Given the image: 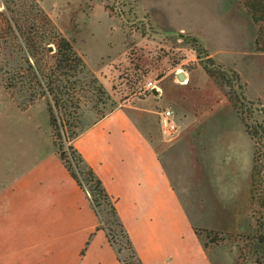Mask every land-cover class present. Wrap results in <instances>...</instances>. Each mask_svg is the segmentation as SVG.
Wrapping results in <instances>:
<instances>
[{
  "label": "rangeland",
  "instance_id": "374dc122",
  "mask_svg": "<svg viewBox=\"0 0 264 264\" xmlns=\"http://www.w3.org/2000/svg\"><path fill=\"white\" fill-rule=\"evenodd\" d=\"M38 1L103 85L102 93L83 92L76 130L132 105L167 151L169 171L215 264H256L257 255L264 262L256 239L264 234V171L253 187L257 148L246 128L264 124V52L256 51L258 26L245 0ZM206 67L239 73L234 100ZM47 102L19 107L0 77L3 182L21 156L57 150ZM166 108L178 121L172 137L159 123ZM58 142L68 151L73 139Z\"/></svg>",
  "mask_w": 264,
  "mask_h": 264
},
{
  "label": "crops",
  "instance_id": "0c3cea01",
  "mask_svg": "<svg viewBox=\"0 0 264 264\" xmlns=\"http://www.w3.org/2000/svg\"><path fill=\"white\" fill-rule=\"evenodd\" d=\"M131 106L96 120L74 145L117 199L144 264H215L169 171L167 151ZM18 162L0 179V264H121L106 232H95L99 219L88 193L56 151Z\"/></svg>",
  "mask_w": 264,
  "mask_h": 264
},
{
  "label": "trees",
  "instance_id": "16d2710c",
  "mask_svg": "<svg viewBox=\"0 0 264 264\" xmlns=\"http://www.w3.org/2000/svg\"><path fill=\"white\" fill-rule=\"evenodd\" d=\"M0 3V77L3 87L23 109L44 97L48 98L56 151L71 176L89 195L99 219L95 232H106L121 264H144L120 218L117 199L107 191L102 179L74 145V140L84 131L76 130L84 97L82 94L84 91H90L93 95L102 93L103 85L84 56L75 49L73 42L65 36L38 0H0ZM244 4L258 26L256 51L264 52V0H245ZM206 69L211 76L230 87L229 98L234 100L232 84L239 82V73L223 68ZM246 128L255 139L257 148L253 165L255 187L256 177L264 171V163L261 164L260 160L264 157V124L251 126L246 123ZM57 138L67 142L73 139L68 151H65ZM261 203L264 206V196ZM105 213L113 226L105 224ZM256 239L259 244H264V234ZM125 250L128 255L124 254ZM255 262L264 264L258 255Z\"/></svg>",
  "mask_w": 264,
  "mask_h": 264
},
{
  "label": "built area",
  "instance_id": "2783aa9c",
  "mask_svg": "<svg viewBox=\"0 0 264 264\" xmlns=\"http://www.w3.org/2000/svg\"><path fill=\"white\" fill-rule=\"evenodd\" d=\"M149 85L150 88L155 86L152 82ZM159 123L164 136L172 137L178 130L176 113L171 108L163 109L160 112Z\"/></svg>",
  "mask_w": 264,
  "mask_h": 264
},
{
  "label": "water",
  "instance_id": "95a60500",
  "mask_svg": "<svg viewBox=\"0 0 264 264\" xmlns=\"http://www.w3.org/2000/svg\"><path fill=\"white\" fill-rule=\"evenodd\" d=\"M180 77H181V79H184L185 78V75L184 74H180ZM153 92L157 94L158 93V90L156 88H154L153 89Z\"/></svg>",
  "mask_w": 264,
  "mask_h": 264
},
{
  "label": "bare ground",
  "instance_id": "6f19581e",
  "mask_svg": "<svg viewBox=\"0 0 264 264\" xmlns=\"http://www.w3.org/2000/svg\"><path fill=\"white\" fill-rule=\"evenodd\" d=\"M184 82H186V80Z\"/></svg>",
  "mask_w": 264,
  "mask_h": 264
}]
</instances>
